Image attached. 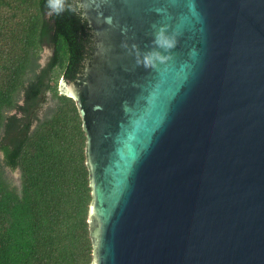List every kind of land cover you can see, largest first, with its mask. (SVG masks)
<instances>
[{"label": "water", "instance_id": "1", "mask_svg": "<svg viewBox=\"0 0 264 264\" xmlns=\"http://www.w3.org/2000/svg\"><path fill=\"white\" fill-rule=\"evenodd\" d=\"M80 5L92 264H264V0Z\"/></svg>", "mask_w": 264, "mask_h": 264}, {"label": "trees", "instance_id": "2", "mask_svg": "<svg viewBox=\"0 0 264 264\" xmlns=\"http://www.w3.org/2000/svg\"><path fill=\"white\" fill-rule=\"evenodd\" d=\"M96 33L80 0H0V264L96 256L87 136L75 100L58 89L60 76L85 82ZM48 92L56 102L41 118Z\"/></svg>", "mask_w": 264, "mask_h": 264}, {"label": "rangeland", "instance_id": "3", "mask_svg": "<svg viewBox=\"0 0 264 264\" xmlns=\"http://www.w3.org/2000/svg\"><path fill=\"white\" fill-rule=\"evenodd\" d=\"M49 55H50V49L49 48L44 49V51L41 54V59H40V62L42 65L46 63ZM62 79L63 78L61 76L58 79V89L61 93H62V91L60 90V85H61ZM46 98H47V101L43 104L42 109L39 113V116L41 118H43L47 113L50 112V109L54 106V104L56 102L55 99L52 98L51 92L47 93ZM9 173L12 176L14 182L19 184V182H20V171L15 170V171H10Z\"/></svg>", "mask_w": 264, "mask_h": 264}]
</instances>
